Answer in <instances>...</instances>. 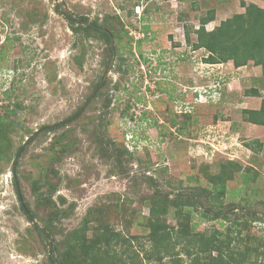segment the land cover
Here are the masks:
<instances>
[{"label":"rangeland","instance_id":"rangeland-1","mask_svg":"<svg viewBox=\"0 0 264 264\" xmlns=\"http://www.w3.org/2000/svg\"><path fill=\"white\" fill-rule=\"evenodd\" d=\"M241 2L264 9V0H0V264H50V249L54 256L66 249L85 222L87 237L106 223L124 236L115 264H191L183 244L158 261L148 200L153 192L197 197L223 165L233 178L221 198L199 199L205 208L193 212L192 230L253 245L260 256L249 264L264 263V127L242 114L264 100V77L252 63L207 64L208 52L193 47L207 10L215 11L204 26L210 31L243 13ZM66 15L86 18L109 41L80 23L72 31ZM253 90L257 96L246 95ZM200 93L205 102L193 98ZM90 96L73 121L45 128L76 114ZM36 131L16 160L17 190L11 164ZM216 206L224 219L199 217ZM160 220L174 233L173 210ZM211 256H198L199 263L216 264Z\"/></svg>","mask_w":264,"mask_h":264},{"label":"trees","instance_id":"trees-1","mask_svg":"<svg viewBox=\"0 0 264 264\" xmlns=\"http://www.w3.org/2000/svg\"><path fill=\"white\" fill-rule=\"evenodd\" d=\"M241 6L244 9L243 13H236L226 18L210 31H206L204 26L214 21L215 11L213 9L207 10L205 16L199 20V27L194 30L196 42L193 44V47L196 49H204L208 52L209 55L205 58V63L207 64L221 65L231 62L233 67L237 69L246 66L248 63H252L254 66L260 68L261 75L264 77V9L255 4H245L244 2H241ZM55 9L57 10V7ZM66 19L69 20L72 31L77 30V26L74 27V25L79 23L80 26L78 28L82 30H95L91 26L94 23L83 26L87 21L86 18L71 19L70 15H66ZM96 31L100 32L109 41L110 34L108 32ZM147 31L148 28L145 27L144 32L147 33ZM186 35H188L187 29ZM145 62H147V59ZM101 84L102 80L96 84L95 89ZM215 84L220 86L219 81ZM4 95H7V93L4 92ZM246 95L255 97L257 96V92L253 90L246 92ZM198 97L199 94L193 95L195 99H198ZM109 104L110 100L106 97L104 107H108ZM129 105L131 104L125 106L122 115L129 109ZM242 114L245 122L264 127V100H261L258 109H244L242 110ZM143 115L142 112L138 116V120H143ZM130 119L132 121V116H130ZM122 152L128 155L137 153L136 151L128 152L126 148ZM228 163L231 164V162ZM220 168L217 174L206 176L207 184L210 186L208 188H197L199 190H195L197 197L194 196V193L190 195L183 191L177 192L172 198L154 197L156 196L154 194L155 192L150 195L148 200V238L152 243L154 253L158 254L159 262L163 257L178 255L173 253V250H175L177 245L181 244L184 245V249L186 250L185 255L192 257L191 264H200V255L208 254L211 256L213 253L216 254L211 257L213 259L215 258L217 261L216 264H249L252 256H256V258L260 256L257 248H254L253 245H245L242 248H239V245H234L233 241L228 238V234L225 238L220 239L213 234L205 236L202 233H196L192 230L193 226H196V223L194 225L191 224V217L203 207L199 199L207 196L221 198L225 194L226 181L233 178L232 172L225 170L224 165ZM247 174V172L243 174V179H248ZM18 200L25 217L32 223L34 216H32L27 206L19 197ZM215 208L217 209L209 210L207 208L202 210L200 212L202 215L199 217L202 220H207V216H209L208 219L210 220L224 219L226 217L224 212L219 210L220 208L218 206ZM170 210H173V216L178 225L174 233L171 232V230H174L172 227L167 226L166 222L160 220V215H165ZM209 213L211 214L209 215ZM200 218L198 219L199 221H201ZM254 221H256V218ZM87 229L88 225L85 222L81 228L74 230L65 246L66 249L60 251L58 255L54 256L53 251L50 249L48 255L49 263L115 264V261L119 258H115L113 255L114 246L120 245L122 242L125 243L124 236L120 232L113 230L107 223L101 224L91 237H87ZM131 261H133V255ZM177 264L180 263L178 262Z\"/></svg>","mask_w":264,"mask_h":264},{"label":"water","instance_id":"water-1","mask_svg":"<svg viewBox=\"0 0 264 264\" xmlns=\"http://www.w3.org/2000/svg\"><path fill=\"white\" fill-rule=\"evenodd\" d=\"M111 49H112V61L113 62V59H114V56H115V53H114V50H113V47L111 45ZM110 62V63H111ZM91 96L87 98V100L83 103V105L81 106V108L78 110V112L76 114H74L73 116H71L70 118H68L67 120H64L62 122H59L57 124H54V125H51V126H48L47 129H52V128H57L61 125H66L68 124L69 122L73 121L79 114L82 113V111L84 110L87 102L90 100ZM39 133L38 131L34 132L32 134V136H30L29 138H27L23 144L22 147H20V149L18 150L17 154L15 155L14 159H13V162L11 164V173H12V176H13V179H14V183H15V186H16V189L18 190V186H17V182H16V172H15V168H16V160L20 154V152L23 150L24 146L33 138L36 136V134ZM18 192V191H17Z\"/></svg>","mask_w":264,"mask_h":264},{"label":"flooded vegetation","instance_id":"flooded-vegetation-1","mask_svg":"<svg viewBox=\"0 0 264 264\" xmlns=\"http://www.w3.org/2000/svg\"><path fill=\"white\" fill-rule=\"evenodd\" d=\"M89 25H91V24H89ZM84 26H86V25H84ZM91 26H92V28H94L95 30L105 31V30L101 29L100 27H95V26H93V25H91ZM143 37H144V36H143ZM111 56H112V49H111Z\"/></svg>","mask_w":264,"mask_h":264},{"label":"built area","instance_id":"built-area-1","mask_svg":"<svg viewBox=\"0 0 264 264\" xmlns=\"http://www.w3.org/2000/svg\"><path fill=\"white\" fill-rule=\"evenodd\" d=\"M205 96V93H200L198 99H202L205 102V99H203Z\"/></svg>","mask_w":264,"mask_h":264},{"label":"clouds","instance_id":"clouds-1","mask_svg":"<svg viewBox=\"0 0 264 264\" xmlns=\"http://www.w3.org/2000/svg\"><path fill=\"white\" fill-rule=\"evenodd\" d=\"M136 9H138V8H136Z\"/></svg>","mask_w":264,"mask_h":264}]
</instances>
